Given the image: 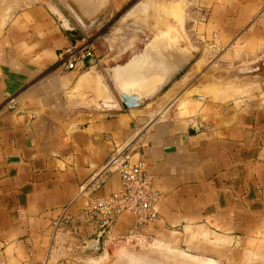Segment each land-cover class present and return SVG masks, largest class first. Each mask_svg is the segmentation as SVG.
Here are the masks:
<instances>
[{
    "label": "crops",
    "instance_id": "0c3cea01",
    "mask_svg": "<svg viewBox=\"0 0 264 264\" xmlns=\"http://www.w3.org/2000/svg\"><path fill=\"white\" fill-rule=\"evenodd\" d=\"M130 1L27 0L0 17V264H90L118 246L95 249L91 223L76 235L70 225L55 233V222L121 189L103 168L127 144L162 194L158 219L142 228L151 243L264 264V80L231 101L195 95L113 111L93 70L59 61ZM197 4L203 39L193 46L204 42L220 62L264 55V0ZM135 221L120 214L114 236Z\"/></svg>",
    "mask_w": 264,
    "mask_h": 264
},
{
    "label": "rangeland",
    "instance_id": "374dc122",
    "mask_svg": "<svg viewBox=\"0 0 264 264\" xmlns=\"http://www.w3.org/2000/svg\"><path fill=\"white\" fill-rule=\"evenodd\" d=\"M26 1L0 0V17L5 19ZM197 5V0H131L119 13L109 18L100 30L89 32L93 35L92 41L100 59L97 67L89 69L100 70L105 82L115 91L107 70L129 62L144 52L153 36L170 30L179 35L178 40L192 50L196 58L164 92L146 105L156 102L149 106L155 108L157 102L182 100L195 95L222 101L251 96L264 80V55L258 54L250 58L246 56L244 61L239 62H220V56L215 52L210 53V48L203 46L204 42L201 47L199 42L193 46L194 41L203 39V24L199 23L203 19L197 18L194 13ZM197 25L201 27L197 28ZM90 264L216 263L210 259L173 251L158 243H150L134 248L127 245L109 248L91 256Z\"/></svg>",
    "mask_w": 264,
    "mask_h": 264
},
{
    "label": "built area",
    "instance_id": "2783aa9c",
    "mask_svg": "<svg viewBox=\"0 0 264 264\" xmlns=\"http://www.w3.org/2000/svg\"><path fill=\"white\" fill-rule=\"evenodd\" d=\"M92 34L86 32L79 42L60 54V62L67 69L77 68L82 62L85 68H95L100 59L96 54ZM13 100H9L12 107ZM130 144L117 149L103 170L117 172L121 179V189L85 206L77 216L63 215L55 222V233L70 225L71 232L80 235L85 224L95 227L96 242L103 246L109 244L118 246L127 245L131 248L149 245V238L143 233L142 228L158 219L157 203L162 194L154 186L153 177L146 171L143 161L132 160ZM124 212L135 216V225L123 235L114 236L113 226L118 216Z\"/></svg>",
    "mask_w": 264,
    "mask_h": 264
},
{
    "label": "water",
    "instance_id": "95a60500",
    "mask_svg": "<svg viewBox=\"0 0 264 264\" xmlns=\"http://www.w3.org/2000/svg\"><path fill=\"white\" fill-rule=\"evenodd\" d=\"M137 58L142 59L139 64L142 75H139L136 81L129 80L125 88L115 77V68L118 65L107 70L115 91L105 82L102 72L94 70L99 78L100 98L105 109L129 110L144 107L147 102L154 101L189 67L196 54L178 39L166 34H156L146 44L144 52L131 60ZM102 82L106 84L113 97V102L109 105L103 103ZM94 248L99 249L100 244Z\"/></svg>",
    "mask_w": 264,
    "mask_h": 264
},
{
    "label": "bare ground",
    "instance_id": "6f19581e",
    "mask_svg": "<svg viewBox=\"0 0 264 264\" xmlns=\"http://www.w3.org/2000/svg\"><path fill=\"white\" fill-rule=\"evenodd\" d=\"M140 8H142V7H140ZM131 12H133V10ZM129 15H131V14L129 13ZM159 34H166V35H169V36L176 38V39H178L177 36H179L178 34H175V33H173V31H170V30L163 31ZM113 49H114V47H113ZM110 50H112V49H110ZM141 61H142L141 58H137V59L131 60L130 62H128L124 65H118L115 68V77L120 82V85L124 86V88L127 87V85L129 84L128 83L129 80L136 81L137 78L139 77V75H142V72L139 70V64ZM102 86H103V95H104L103 103L105 105H107V104L109 105V104H111V102H113V97L111 96V94H110V92H109V90H108V88L104 82H102Z\"/></svg>",
    "mask_w": 264,
    "mask_h": 264
}]
</instances>
